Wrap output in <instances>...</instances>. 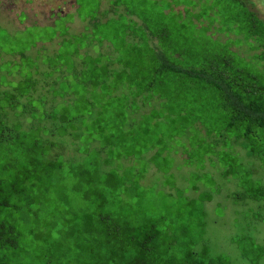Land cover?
I'll return each mask as SVG.
<instances>
[{
  "label": "rangeland",
  "instance_id": "obj_1",
  "mask_svg": "<svg viewBox=\"0 0 264 264\" xmlns=\"http://www.w3.org/2000/svg\"><path fill=\"white\" fill-rule=\"evenodd\" d=\"M248 2L244 8L229 0H0V91H12L29 79L34 87L32 98H48L46 89L57 72L49 77L43 73L49 69L47 60L58 50L71 66L82 56L99 55L105 63L113 59L117 68V61H126L135 70L142 65V73L154 48L162 44L193 56L228 54L242 70L264 80V61L258 59L262 49L255 38L247 36L244 13L249 7L258 19H264V0ZM140 77L134 80L135 85L142 83ZM160 80L172 92L171 100L164 103L159 104L154 97L140 104L133 92L127 91L129 85L122 82L114 92L117 97L105 96V103L97 104L112 132L106 133L105 142L96 137L89 144L97 148L104 145L101 168H146L136 185L138 195L111 194V209L128 217L133 225L164 217L171 235L163 240L171 244L175 254L191 243L192 252L221 255L226 264H264V255L256 249V245L264 247V201L232 196L241 191L240 175L264 185V170L223 129L227 112L219 107L213 88L174 73ZM83 94L79 92L81 99ZM91 101L97 103L95 98ZM18 102H25V98H18ZM5 110L6 116L0 114L9 123L19 121L25 128L30 122L28 114L14 116ZM155 114L161 127L149 124L144 133V121L156 118ZM117 121H121L119 128ZM75 148L73 141L60 149L52 148V152H60L63 159H75L79 155ZM3 160L0 187L6 188L10 178L3 171ZM225 169L234 174L223 176ZM30 179L15 180L21 190L8 198L9 207L0 205V219L8 218L25 235L5 264H76L74 258L65 256L85 249L92 235L79 233L78 246L50 243L53 231H42L46 242L37 240L43 220L36 223L33 214L25 212L33 199ZM72 184L66 179L33 186L38 188V206L52 213L44 217L47 226L43 230L69 216L77 217L84 229V215L93 206L83 197L84 187L72 192ZM4 195L0 193V201L7 197ZM30 203L29 208H34L33 200Z\"/></svg>",
  "mask_w": 264,
  "mask_h": 264
},
{
  "label": "trees",
  "instance_id": "obj_2",
  "mask_svg": "<svg viewBox=\"0 0 264 264\" xmlns=\"http://www.w3.org/2000/svg\"><path fill=\"white\" fill-rule=\"evenodd\" d=\"M229 1L239 3L243 7L249 3L248 0ZM249 9H244L248 18L247 36L255 38L258 46H261L258 59L264 61V19H258ZM168 53L175 55L174 59L169 58ZM151 57L141 73L142 65L139 70H135L128 62L117 61L118 68L113 69L115 61L109 59L105 63L104 58L99 55L82 56L75 66H71L59 56L58 50L47 60L49 69L43 73L49 77L57 72L46 89L48 98L45 95L32 98L34 87L33 81L29 79L17 84L12 91H0L2 115L6 116L5 108H8L14 116L28 114L30 117L27 126L21 128V122L9 123L0 114V159H4L3 171L10 178L6 188L0 187V193L7 196L2 198L0 205L9 207L11 203L8 198L21 190L14 184L15 180L31 178L29 182L33 199L29 200L25 212L33 214L36 223L38 221L42 224L43 220L37 240L46 242V233L42 234V231H53L55 235L50 243L55 244H76L79 233L83 232L92 235L91 243L85 249L74 250L65 256V259L74 258L76 264L84 261L87 264L227 262L221 255L206 256L192 252L189 247L191 243L184 246L181 253L175 254L171 244L163 240L164 236L171 235L164 217L159 216L133 225L128 217L111 209V194L112 197L122 194L128 198L137 196L136 185L146 172L145 167L132 166L105 170L101 168L99 160L104 145L102 148L89 147L92 141H96V137L105 142L106 133L112 134L108 131L110 127L104 117V111H98L97 104H104L105 96H110L109 99L117 97L114 92H118L122 82L129 85L127 91L133 92L140 104L154 97L159 100V104L171 100L172 92L164 86L163 80H160L167 73L178 74L210 86L217 92L219 107L227 112L223 129L229 131L232 142L245 149L249 156L255 157L264 170V80L242 70L224 53L193 56L180 48H169L162 44L154 48ZM140 74L142 83L135 85L134 80ZM79 92L84 93V99H81ZM20 97H24L25 102H18ZM91 98H95L97 103L91 101ZM181 100L184 101L183 98L180 99V110L183 108ZM17 109L18 111H15ZM159 120L158 115L150 121L145 120L143 132H148L149 124L155 129L161 127ZM115 125L119 128L121 121L115 122ZM73 141H76L75 149L79 152L77 158L63 159L60 152H52L54 148L60 149ZM106 158L112 162L110 157ZM231 174L234 173L227 169L223 171V176ZM239 178L241 191L232 196L264 201V185L255 184L248 176L240 175ZM66 179L73 182L72 192H78L84 187L83 197L93 206L92 210L84 215V229L80 228L77 217L69 216L43 230V227L47 226L44 217L51 216L52 213L48 208L38 206V188L33 186L38 187L50 180ZM1 180L4 179L0 177ZM32 200L35 206L29 208ZM24 236L8 218L0 219V264H5V259L19 249V242L21 239V242L23 241ZM256 249L264 255V247L256 245Z\"/></svg>",
  "mask_w": 264,
  "mask_h": 264
},
{
  "label": "crops",
  "instance_id": "obj_3",
  "mask_svg": "<svg viewBox=\"0 0 264 264\" xmlns=\"http://www.w3.org/2000/svg\"><path fill=\"white\" fill-rule=\"evenodd\" d=\"M116 67H117V66H113V65H112V68H113V69H115Z\"/></svg>",
  "mask_w": 264,
  "mask_h": 264
}]
</instances>
